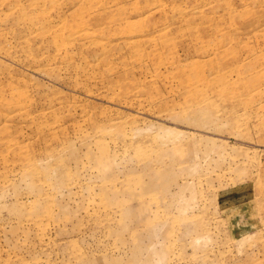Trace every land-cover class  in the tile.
Here are the masks:
<instances>
[{
  "label": "rangeland",
  "instance_id": "374dc122",
  "mask_svg": "<svg viewBox=\"0 0 264 264\" xmlns=\"http://www.w3.org/2000/svg\"><path fill=\"white\" fill-rule=\"evenodd\" d=\"M0 264H264V0H0Z\"/></svg>",
  "mask_w": 264,
  "mask_h": 264
}]
</instances>
